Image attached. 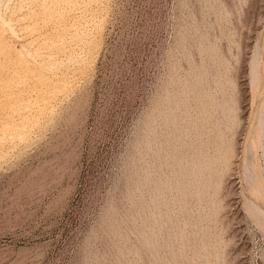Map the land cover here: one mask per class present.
<instances>
[{"label": "rangeland", "instance_id": "1", "mask_svg": "<svg viewBox=\"0 0 264 264\" xmlns=\"http://www.w3.org/2000/svg\"><path fill=\"white\" fill-rule=\"evenodd\" d=\"M188 31L184 49L178 37ZM0 41V264H99L98 253L116 261L104 219L134 211L127 188L147 113L200 61L225 85L218 95L237 92L241 110L210 234L222 257L210 264H264V220L251 210L264 212V0H0ZM122 222L135 260V226ZM187 231L194 239V226Z\"/></svg>", "mask_w": 264, "mask_h": 264}, {"label": "bare ground", "instance_id": "2", "mask_svg": "<svg viewBox=\"0 0 264 264\" xmlns=\"http://www.w3.org/2000/svg\"><path fill=\"white\" fill-rule=\"evenodd\" d=\"M230 11L232 10H225L223 14L228 15ZM223 14L222 16H225ZM190 35L189 32L178 37L181 39L182 46ZM202 42L197 45H200V50L204 51ZM183 47L185 49V46ZM190 58L187 56L185 59L194 63V60L191 61ZM223 58L215 54L212 60L214 62L219 60L223 64ZM257 62L258 58L254 56L250 65L253 86L259 80ZM205 63L206 61H200L196 66L191 64L180 88L178 86L167 89L164 87L165 91L161 93V96L159 95V99L154 101V105L147 113L143 133L138 140L135 171L132 174V182L127 188V197L135 208L126 219L133 222L132 228H134L133 225L135 226V237L139 241L133 250L138 258L131 260L130 257L133 254L131 248L126 249L127 247L123 246L127 235L122 233L120 226L126 219L118 221L114 216L115 210H111L105 216L103 227L114 234L112 236H116L117 240V242L114 241L117 259L115 261L112 258L115 261L112 264H210L211 255L222 257L221 252L213 249L215 244L211 242L210 234L225 207L221 190L237 152L235 136L238 125L240 126V109L237 104L239 98L234 91L236 89L233 88L234 93L231 92L229 99L225 98L221 94L225 85L223 86L221 78L216 77L211 70L212 65L206 63L210 65L209 67ZM209 79L214 82L213 86L209 85ZM236 80L235 77H231L228 82L232 86H237ZM169 81H171L170 78ZM218 90H223L219 92L222 96L216 93ZM147 154L151 156V159L147 161V164H142ZM249 176L250 174L248 178L253 182L252 176ZM255 182L257 184V181ZM145 189L153 191L150 198L135 196V192L142 193ZM176 209L181 216L173 222V216H178ZM251 210L258 218L264 220V212L259 207L252 205ZM195 216L197 219L194 222ZM204 221H208V225H205ZM171 225L176 227L175 232L170 231ZM191 225L194 226V239L187 231L188 226ZM110 246L112 247V244ZM104 253L108 252L105 250ZM95 255H98V261L96 259L95 261L99 264L109 260L107 257L109 254Z\"/></svg>", "mask_w": 264, "mask_h": 264}]
</instances>
